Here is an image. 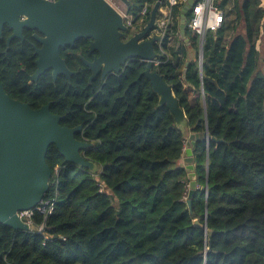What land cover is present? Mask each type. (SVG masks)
Returning <instances> with one entry per match:
<instances>
[{"label": "trees", "instance_id": "16d2710c", "mask_svg": "<svg viewBox=\"0 0 264 264\" xmlns=\"http://www.w3.org/2000/svg\"><path fill=\"white\" fill-rule=\"evenodd\" d=\"M157 1L131 2L136 30ZM185 6L178 0L171 7L153 66L185 113V133L159 106L146 62L130 60L121 73L89 85L91 73L77 55L87 56L88 41L81 39L60 51L78 72L71 82L59 76L54 83L47 71L30 85L39 46L33 32L25 29L24 42L14 40L7 53L0 40L6 93L34 110L50 104L64 127L83 126L76 139L93 144L84 157L97 165L91 172L49 148L53 177L45 200H56L54 210L36 213L31 231L0 225V264H264V0H214L223 23L203 37L188 27V12L189 44L180 35ZM167 8L164 0L158 20ZM207 130L209 141L193 147L198 190L190 209L184 150L191 134Z\"/></svg>", "mask_w": 264, "mask_h": 264}, {"label": "water", "instance_id": "95a60500", "mask_svg": "<svg viewBox=\"0 0 264 264\" xmlns=\"http://www.w3.org/2000/svg\"><path fill=\"white\" fill-rule=\"evenodd\" d=\"M129 8L133 0H120ZM153 6L149 22L144 28L129 35L124 18L107 0H0V34L8 25L13 34L9 39L24 40V30L38 31L41 48H36L37 70L32 76L37 81L46 71H52L54 81L59 75L69 80L72 72L61 57V48L74 46L81 39L91 40L90 52L99 57L93 62L84 60L92 71L91 80L102 71V77L119 74L133 59L147 63L145 76L159 96V106H167L175 117L176 126L184 133L187 119L172 88L158 72L153 71L156 47L163 41L151 36L158 25L162 2ZM199 0H188L182 12L180 31L185 37L186 14ZM188 42V41H187ZM203 43L199 55L200 73L203 75ZM186 72V70H185ZM50 104L34 110L28 104L12 99L0 80V225L15 231H30V225L19 218V212L40 205L50 189L53 172L47 163V153L54 145L68 163L95 172L97 165L85 159L84 151L93 144L76 139L83 126L68 128L61 125L62 116L51 112ZM204 134H191L186 143L183 161L189 177L188 206L198 190L194 166L193 147L197 140L209 141ZM208 192V184L202 188ZM195 225L207 229V224ZM209 232H211L209 230ZM1 257V256H0Z\"/></svg>", "mask_w": 264, "mask_h": 264}, {"label": "built area", "instance_id": "2783aa9c", "mask_svg": "<svg viewBox=\"0 0 264 264\" xmlns=\"http://www.w3.org/2000/svg\"><path fill=\"white\" fill-rule=\"evenodd\" d=\"M52 1V0H50ZM184 2H188V0H183ZM110 4L119 12L124 18V23L128 27L129 30L136 31L135 18L132 17L128 8L120 0H112L108 1ZM178 0H168V8L165 9L163 13V19L158 21V25L156 31L157 35L161 37L163 41V36L167 31L170 21H171V7L175 6ZM149 8L145 6L139 13V17L141 19L146 18L148 15ZM224 12L217 7L214 6V0H200L197 2L196 6L193 10V18L188 24V27L195 33H197L200 37H203L208 31H216L219 29L223 23ZM163 43V42H162ZM162 43L159 47L162 46ZM156 64V61H155ZM56 200L48 199L44 200L40 205L32 210L19 212V218L26 224L30 225L31 230L33 229L34 217L36 213H40L45 215L46 217L51 215ZM45 226L42 225L39 227L38 231L40 233L44 232ZM30 230V231H31Z\"/></svg>", "mask_w": 264, "mask_h": 264}, {"label": "flooded vegetation", "instance_id": "af4514ba", "mask_svg": "<svg viewBox=\"0 0 264 264\" xmlns=\"http://www.w3.org/2000/svg\"><path fill=\"white\" fill-rule=\"evenodd\" d=\"M8 27L10 30H11V34H9L6 38L4 37V30H5V27ZM142 29H143V27H142ZM142 29H140V30H136L135 32H139V31H141ZM30 30V29H29ZM32 32H33V38L37 41V43H38V45L39 46H34V49H35V51H36V48H41V44L38 42V40L36 39V36H39V37H43L38 31H33V30H31ZM134 32V33H135ZM157 33V31H156V29H154L153 30V32L151 33V36H159V35H157L156 34ZM12 34H13V30L8 26V25H5L4 26V28H3V30H2V34H0V40H2L4 43H5V45H6V50H5V53H7L8 52V50L10 49V47H11V44H12V42L14 41V40H16V39H18V38H14V39H12L11 41H10V43L8 42L9 41V39H10V37L12 36ZM19 40H21V39H19ZM24 40H25V37H24ZM24 40H21L22 42H24ZM88 41V46H87V53H86V58L85 57H83L81 54H77L78 56H79V58L82 60V62H83V64L87 67V65L85 64V62H84V60H86V61H88V62H93L96 58H98L99 57V54L97 53V52H90V50H89V48H90V44H91V40H87ZM75 47V45L74 46H68V47H66L67 49L68 48H70V49H73ZM61 49H65V48H61ZM61 51V50H60ZM36 55V54H35ZM61 55V54H60ZM62 57V56H61ZM37 59H38V57H37ZM64 59V58H63ZM65 60V59H64ZM66 61V60H65ZM67 64V63H66ZM68 67V66H67ZM69 68V67H68ZM87 69L90 71V69L87 67ZM37 70V69H36ZM51 71V70H50ZM72 71V70H71ZM47 72V71H46ZM72 72H75L76 74L75 75H73V76H76V75H78V72L77 71H72ZM51 73H52V71H51ZM90 73H91V75H90V78H89V85H91L93 82H94V85L95 86H97L100 82H99V79L100 80H104L105 78H103L102 77V71L100 72V73H98V75L96 76V78L95 79H93V80H91V77H92V71H90ZM35 74V73H34ZM33 76V75H32ZM32 76H31V82H30V85L32 84V83H38V81H39V79L35 82V81H33L32 80ZM52 76H53V73H52ZM59 76H63V75H59ZM58 76V77H59ZM73 76L71 77V79L69 80L67 77V80H68V82H71V80H72V78H73ZM41 77V76H40ZM39 77V78H40ZM57 77V78H58ZM65 77V76H64ZM53 79H54V77H53ZM57 80V79H56ZM2 82V81H1ZM56 81H54V83H55ZM51 107V106H50ZM42 108V107H41ZM51 109V108H50ZM91 148V147H90ZM89 149V148H88ZM84 154H85V152H83Z\"/></svg>", "mask_w": 264, "mask_h": 264}, {"label": "crops", "instance_id": "0c3cea01", "mask_svg": "<svg viewBox=\"0 0 264 264\" xmlns=\"http://www.w3.org/2000/svg\"><path fill=\"white\" fill-rule=\"evenodd\" d=\"M164 12H165V10H163L162 14H163ZM180 35H181V38L183 39V41H185V43L189 44V43L187 42L188 40H185L184 37L182 36L181 31H180ZM175 40H176V36H173L172 39H171L172 44L174 45V47L176 46L177 48H180V43H179V42H176ZM174 41H175V42H174ZM175 49H176V48H175ZM176 50L178 51L179 49H176Z\"/></svg>", "mask_w": 264, "mask_h": 264}, {"label": "rangeland", "instance_id": "374dc122", "mask_svg": "<svg viewBox=\"0 0 264 264\" xmlns=\"http://www.w3.org/2000/svg\"><path fill=\"white\" fill-rule=\"evenodd\" d=\"M107 1H112V0H107ZM110 3V2H109ZM163 15V14H162ZM233 18H235V16L233 17ZM163 19V16L161 17V19H159V20H162ZM158 20V21H159ZM134 34V31L133 30H130L129 31V35L128 36H132ZM263 42H264V39H263ZM175 48L176 49H180V48H177L176 46H175ZM261 52H262V55H263V57H264V45H262V47H261ZM184 72H185V70H184ZM188 198H185V200H187Z\"/></svg>", "mask_w": 264, "mask_h": 264}]
</instances>
